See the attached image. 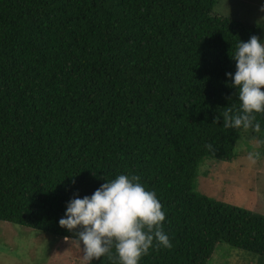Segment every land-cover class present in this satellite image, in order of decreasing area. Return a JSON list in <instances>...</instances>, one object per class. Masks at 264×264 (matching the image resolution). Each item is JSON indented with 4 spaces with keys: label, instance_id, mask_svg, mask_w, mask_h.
<instances>
[{
    "label": "trees",
    "instance_id": "trees-1",
    "mask_svg": "<svg viewBox=\"0 0 264 264\" xmlns=\"http://www.w3.org/2000/svg\"><path fill=\"white\" fill-rule=\"evenodd\" d=\"M219 1L0 0V222L77 243L59 226L68 202L136 175L173 245L138 264H207L221 244L264 264V218L193 187L201 161L236 160L254 132L220 114L240 104L237 43L264 39Z\"/></svg>",
    "mask_w": 264,
    "mask_h": 264
},
{
    "label": "clouds",
    "instance_id": "clouds-1",
    "mask_svg": "<svg viewBox=\"0 0 264 264\" xmlns=\"http://www.w3.org/2000/svg\"><path fill=\"white\" fill-rule=\"evenodd\" d=\"M264 12V5L260 9ZM236 62V71L225 75L232 78V86L238 91L239 107H225L220 114L223 127L252 129L261 131L256 113H264V43L256 35L247 42L239 41L231 56ZM219 116L214 118L216 123ZM264 141H257V144ZM214 151L212 144H206ZM259 152L247 154V160L255 164ZM140 177L118 175L115 179L102 184L89 197L73 198L67 206L65 218L59 226L76 232V241L82 250L83 264H91L102 256L113 264H138L142 256L153 247L172 248L162 222L165 213L154 191H147L139 183ZM115 249L113 255L112 249Z\"/></svg>",
    "mask_w": 264,
    "mask_h": 264
},
{
    "label": "rangeland",
    "instance_id": "rangeland-1",
    "mask_svg": "<svg viewBox=\"0 0 264 264\" xmlns=\"http://www.w3.org/2000/svg\"><path fill=\"white\" fill-rule=\"evenodd\" d=\"M262 5L264 0H220L213 13L259 28L260 38L264 39ZM257 141H264V133L250 132L238 140L236 160L201 161L193 183L195 193L264 218V143ZM252 151L259 152L255 164L247 160V154ZM82 247L69 240L0 222V264H82ZM207 264H258V258L221 244Z\"/></svg>",
    "mask_w": 264,
    "mask_h": 264
}]
</instances>
